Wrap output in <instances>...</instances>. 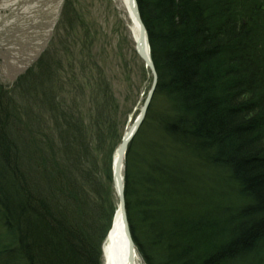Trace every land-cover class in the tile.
Masks as SVG:
<instances>
[{"label": "trees", "instance_id": "obj_1", "mask_svg": "<svg viewBox=\"0 0 264 264\" xmlns=\"http://www.w3.org/2000/svg\"><path fill=\"white\" fill-rule=\"evenodd\" d=\"M74 1L66 39L0 84V264H102L118 209L122 111ZM137 3L158 82L124 162L136 248L145 264H264V0ZM201 167L218 182L202 169L193 189Z\"/></svg>", "mask_w": 264, "mask_h": 264}, {"label": "rangeland", "instance_id": "obj_2", "mask_svg": "<svg viewBox=\"0 0 264 264\" xmlns=\"http://www.w3.org/2000/svg\"><path fill=\"white\" fill-rule=\"evenodd\" d=\"M65 1L0 0V84L3 88L12 90L18 79L25 76L27 71L33 70L38 60L52 48L55 39H66L63 30L60 32V39L57 37ZM74 6L79 23L90 31L92 39L89 48L92 56L106 71L111 90L119 100L122 112L117 120L118 132L124 137L140 117L152 90L151 71L137 55L130 30L131 20L119 0H75ZM160 102H163L162 99L157 97L156 105ZM165 107L166 105H161V109ZM147 127L149 126H145V129ZM158 141L161 140L158 138ZM115 155L114 153L113 160ZM201 173L192 176V180H195V183H191L193 189L203 186L204 174L210 176L208 183L215 180L218 182L215 171L201 167ZM124 174L125 168L122 175ZM113 190L112 205L118 207L119 196L114 181ZM2 233L0 224V234ZM139 257L141 264H145L140 254Z\"/></svg>", "mask_w": 264, "mask_h": 264}, {"label": "water", "instance_id": "obj_3", "mask_svg": "<svg viewBox=\"0 0 264 264\" xmlns=\"http://www.w3.org/2000/svg\"><path fill=\"white\" fill-rule=\"evenodd\" d=\"M128 4H129L128 12L132 15L133 19L136 21L138 28H139L140 39H139V42L137 43V46L139 47L137 54L144 61L146 67H148L150 69V71L152 72V76L155 79L154 85H153V90L151 91L150 95L147 98L148 100L146 101V103L142 109L143 110L142 114L136 120L133 127L124 136V138L121 142L122 144L119 147V149L117 150L116 156L114 157V162H113V164H114V167H113L114 184L116 186L117 195L119 196V199H120V207H121L123 217H124V220L126 223L127 235H128V238H130V248L132 249V251H134L136 249V246H135L134 240L131 236V230L129 228L128 217L126 214L125 196H124L125 185H124V175H122V173H123V170L125 168L124 160L126 158V155L128 154L127 151H128L129 145L132 143V141L134 140V137L138 134L139 129L141 128L142 124L144 123V118L147 114L148 107L152 101L153 93L156 89L155 87L157 85L158 77H157L156 68L153 65L152 56L150 55L151 54V47L149 45V35L147 34L145 24H143L142 16L140 14L139 5L137 3V0H128ZM147 50H148V52L146 53ZM109 235H108V237H109ZM107 240H106V242H107ZM105 245H106V243L104 244L103 249H102L104 254L106 251Z\"/></svg>", "mask_w": 264, "mask_h": 264}, {"label": "bare ground", "instance_id": "obj_4", "mask_svg": "<svg viewBox=\"0 0 264 264\" xmlns=\"http://www.w3.org/2000/svg\"><path fill=\"white\" fill-rule=\"evenodd\" d=\"M118 1V0H115ZM125 7L126 12L131 20V34L136 46V52L139 47V28L132 15L128 12V0H119ZM148 50L146 51V53ZM114 221L109 231V237L105 245L104 264H141L138 249L132 251L130 248V238L127 235L126 223L123 217L121 207L118 205V209L114 215ZM135 243V242H134ZM136 246V244H135Z\"/></svg>", "mask_w": 264, "mask_h": 264}]
</instances>
